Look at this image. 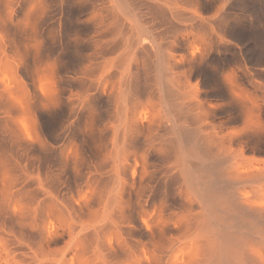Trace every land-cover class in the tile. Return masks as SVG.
<instances>
[{"label":"bare ground","instance_id":"bare-ground-1","mask_svg":"<svg viewBox=\"0 0 264 264\" xmlns=\"http://www.w3.org/2000/svg\"><path fill=\"white\" fill-rule=\"evenodd\" d=\"M0 264H264V0H0Z\"/></svg>","mask_w":264,"mask_h":264}]
</instances>
